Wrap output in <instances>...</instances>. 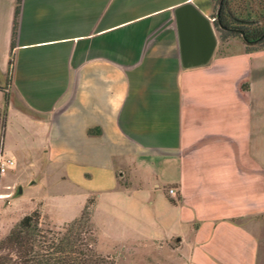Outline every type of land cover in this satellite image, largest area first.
Returning a JSON list of instances; mask_svg holds the SVG:
<instances>
[{
  "label": "crops",
  "instance_id": "obj_1",
  "mask_svg": "<svg viewBox=\"0 0 264 264\" xmlns=\"http://www.w3.org/2000/svg\"><path fill=\"white\" fill-rule=\"evenodd\" d=\"M183 2L0 0V193L56 227L90 200L96 249L136 264H264V49L216 33L182 67Z\"/></svg>",
  "mask_w": 264,
  "mask_h": 264
},
{
  "label": "trees",
  "instance_id": "obj_2",
  "mask_svg": "<svg viewBox=\"0 0 264 264\" xmlns=\"http://www.w3.org/2000/svg\"><path fill=\"white\" fill-rule=\"evenodd\" d=\"M219 1L211 0L214 17ZM215 19L220 26L217 29L220 42L230 36H240L237 30H241L246 51L264 49V25L259 27L255 20L233 16L228 0H221ZM5 106L4 97L0 109V129ZM89 203L90 200L86 201L78 217L58 227L44 222L41 226L36 210L21 216L0 240V249L12 252L14 258L7 253L0 256V264H114L111 258L99 255L94 249L96 239L89 217Z\"/></svg>",
  "mask_w": 264,
  "mask_h": 264
},
{
  "label": "water",
  "instance_id": "obj_3",
  "mask_svg": "<svg viewBox=\"0 0 264 264\" xmlns=\"http://www.w3.org/2000/svg\"><path fill=\"white\" fill-rule=\"evenodd\" d=\"M215 11L218 16L219 6ZM173 21L175 24L179 59L182 67L203 65L212 56L217 43V29L220 27L216 20L210 23L191 2H183L176 6L173 11ZM216 26V31L213 27ZM244 40L241 30H237Z\"/></svg>",
  "mask_w": 264,
  "mask_h": 264
},
{
  "label": "rangeland",
  "instance_id": "obj_4",
  "mask_svg": "<svg viewBox=\"0 0 264 264\" xmlns=\"http://www.w3.org/2000/svg\"><path fill=\"white\" fill-rule=\"evenodd\" d=\"M228 5L233 16L238 18H248L256 21L257 26L261 27L264 25V0H228ZM230 37H235L237 39H242L239 35H234ZM228 37V38H230ZM1 177V176H0ZM2 178V177H1ZM3 194V193H2ZM15 193L4 194L3 197H0V240L6 235L8 230L23 216L24 213L31 212L36 210L39 214V223L42 226V222L50 223V220L45 217L42 218V202L33 201L31 202V208L29 211H23L26 209L27 204L24 202H15ZM95 236V235H94ZM96 242V241H95ZM96 253L101 256H107L114 261V264H136L134 258H124L119 254V250H116L111 255L103 254L102 250L96 249ZM9 254L13 259L14 255L12 252L6 249H0V256ZM14 264V263H12Z\"/></svg>",
  "mask_w": 264,
  "mask_h": 264
},
{
  "label": "built area",
  "instance_id": "obj_5",
  "mask_svg": "<svg viewBox=\"0 0 264 264\" xmlns=\"http://www.w3.org/2000/svg\"><path fill=\"white\" fill-rule=\"evenodd\" d=\"M190 2V0H184V2ZM208 18V21L210 23H215L216 22V19L214 16H211V17H207ZM216 26L213 27V30L216 31ZM217 33V32H216ZM2 129V128H1ZM1 129H0V134H1ZM1 139V138H0ZM0 143H1V140H0ZM12 165V161L10 159H7L3 156V154L1 153L0 151V175L5 173L6 170ZM167 193L168 194H172L173 193V190L171 188L167 189ZM4 194H1L0 193V197H3Z\"/></svg>",
  "mask_w": 264,
  "mask_h": 264
}]
</instances>
